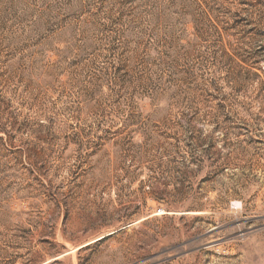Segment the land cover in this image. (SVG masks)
Segmentation results:
<instances>
[{
	"label": "rangeland",
	"instance_id": "374dc122",
	"mask_svg": "<svg viewBox=\"0 0 264 264\" xmlns=\"http://www.w3.org/2000/svg\"><path fill=\"white\" fill-rule=\"evenodd\" d=\"M0 264H264V0H0Z\"/></svg>",
	"mask_w": 264,
	"mask_h": 264
}]
</instances>
